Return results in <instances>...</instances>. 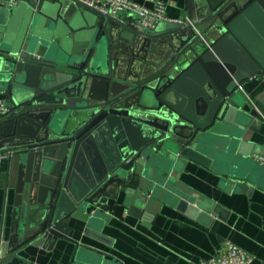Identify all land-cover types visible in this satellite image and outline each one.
Listing matches in <instances>:
<instances>
[{"label":"water","instance_id":"95a60500","mask_svg":"<svg viewBox=\"0 0 264 264\" xmlns=\"http://www.w3.org/2000/svg\"><path fill=\"white\" fill-rule=\"evenodd\" d=\"M30 6L25 32L0 43V96L12 108L0 121V166L15 181L22 238L0 235V264L18 261L24 244L76 242L81 230L106 241L122 193L135 218L166 203L197 221L225 219L179 177L189 164L231 161L220 172L230 190L246 188L244 142L261 123L239 86L264 74V0H189L187 19L146 34L64 3L60 13L73 8L83 23L73 39L56 36L59 0ZM224 124L235 138L222 159L209 133Z\"/></svg>","mask_w":264,"mask_h":264},{"label":"crops","instance_id":"0c3cea01","mask_svg":"<svg viewBox=\"0 0 264 264\" xmlns=\"http://www.w3.org/2000/svg\"><path fill=\"white\" fill-rule=\"evenodd\" d=\"M133 1L149 10L154 8L155 1L164 3L167 19L164 22L182 21L188 17L189 0ZM31 3L35 2L23 0L13 7L0 6V43L25 32L33 13ZM59 3L55 17L60 14V24L55 28L58 34L55 35L73 39L75 32L69 33L75 31V22L77 28L78 17L73 8L60 13L64 3L73 2L59 0ZM28 16H31L30 20ZM124 19L130 21L129 16ZM78 25L77 30H81L82 21L79 20ZM241 88L239 91L243 97L260 113L258 122L261 123L250 140L244 142L249 155L245 158L246 162L245 159L242 161L245 168L243 174L248 177L243 181L245 190H230L231 177L220 172V168L227 171L226 166L232 164L231 161L213 162L212 168L189 164L179 177V182L187 189L203 196L214 207L221 206L225 210V219H210L209 214V220L197 221L166 203L153 205L149 220L135 218L123 206L125 197L122 193L117 203H110L109 219L102 226L101 235L106 241H100L90 233L85 235L81 230L74 236L76 242L59 240L55 245L45 246L27 243L15 252L19 260L13 264H202L230 244L250 253L254 258L253 264H264V166L253 162L257 156L264 157V81L258 76L244 82ZM6 99L0 96V101L7 102ZM7 104L10 106V103ZM232 129V124H224L218 131L209 133L222 159L227 154L224 149L226 143L235 138ZM7 168L9 172V165ZM253 170L257 173L250 172ZM8 172L1 171L0 166V235L7 236V240L15 234L18 236L17 228L13 232L15 181L8 179ZM7 180L11 184L8 189ZM16 240L18 242L22 238L18 236Z\"/></svg>","mask_w":264,"mask_h":264},{"label":"built area","instance_id":"2783aa9c","mask_svg":"<svg viewBox=\"0 0 264 264\" xmlns=\"http://www.w3.org/2000/svg\"><path fill=\"white\" fill-rule=\"evenodd\" d=\"M23 0H0L1 7H13ZM38 3L39 0H29ZM55 2L58 0H49ZM78 3L83 9H88L100 16L110 17L116 20H123L125 16H129L128 24L142 34L154 31L157 26L164 21L166 6L164 3L153 2L152 10L146 9L133 0H71ZM131 23V24H130ZM205 44L208 42L204 40ZM209 46V45H208ZM258 76L254 77L257 78ZM253 78V79H254ZM264 81V74L261 75ZM239 90H242L239 86ZM12 112L11 106L5 101H0V116H7ZM259 165L264 166V157L257 156L254 159ZM253 256L239 248L236 245L230 244L228 248L222 249L218 254L204 261L202 264H253Z\"/></svg>","mask_w":264,"mask_h":264},{"label":"trees","instance_id":"16d2710c","mask_svg":"<svg viewBox=\"0 0 264 264\" xmlns=\"http://www.w3.org/2000/svg\"><path fill=\"white\" fill-rule=\"evenodd\" d=\"M3 120H8V116H0V121H3Z\"/></svg>","mask_w":264,"mask_h":264}]
</instances>
